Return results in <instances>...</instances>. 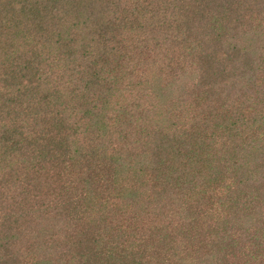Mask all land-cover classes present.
Returning <instances> with one entry per match:
<instances>
[{"label":"trees","instance_id":"obj_1","mask_svg":"<svg viewBox=\"0 0 264 264\" xmlns=\"http://www.w3.org/2000/svg\"><path fill=\"white\" fill-rule=\"evenodd\" d=\"M0 264H264V0H0Z\"/></svg>","mask_w":264,"mask_h":264},{"label":"rangeland","instance_id":"obj_2","mask_svg":"<svg viewBox=\"0 0 264 264\" xmlns=\"http://www.w3.org/2000/svg\"><path fill=\"white\" fill-rule=\"evenodd\" d=\"M71 5H74L75 4V6H77L78 4H77V2L76 1H73V2H71L70 3ZM251 100H253L254 101V99L252 98V97H250V99H245V101L244 102H251ZM247 104H245L244 106H246ZM252 115V114H251ZM191 122V121H190ZM190 122L188 123V125L190 124Z\"/></svg>","mask_w":264,"mask_h":264}]
</instances>
